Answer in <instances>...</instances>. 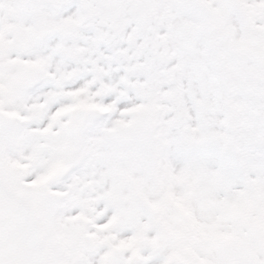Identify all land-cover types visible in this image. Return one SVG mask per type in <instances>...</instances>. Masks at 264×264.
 Returning a JSON list of instances; mask_svg holds the SVG:
<instances>
[{
    "label": "snow or ice",
    "instance_id": "obj_1",
    "mask_svg": "<svg viewBox=\"0 0 264 264\" xmlns=\"http://www.w3.org/2000/svg\"><path fill=\"white\" fill-rule=\"evenodd\" d=\"M0 264H264V0H0Z\"/></svg>",
    "mask_w": 264,
    "mask_h": 264
}]
</instances>
